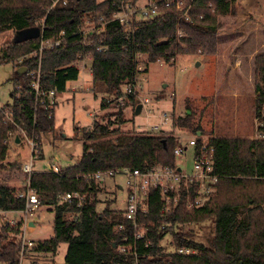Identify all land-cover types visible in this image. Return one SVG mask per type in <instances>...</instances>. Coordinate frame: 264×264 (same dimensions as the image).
<instances>
[{
    "label": "trees",
    "instance_id": "trees-1",
    "mask_svg": "<svg viewBox=\"0 0 264 264\" xmlns=\"http://www.w3.org/2000/svg\"><path fill=\"white\" fill-rule=\"evenodd\" d=\"M236 2L196 0L189 20L181 17L182 11L176 7H162L157 16L130 25L110 22L104 34L96 35L94 45L86 46L77 33L84 19L110 15L118 0H67V4L58 3L50 11L52 0H0V33L40 28L45 39L56 37L61 30L70 35L65 46L41 54L44 90L67 91L68 82L79 77L80 71L73 64L77 54L85 49L92 56V90L95 95L103 94L101 109L113 103L116 108L99 114L92 126L84 130L83 153L75 165L59 172L51 169L31 174L30 188L38 195L40 206H49L54 211L53 234L22 255L21 244L12 237L22 233L23 219L14 226L5 222L0 228V264H21L29 251L56 254L61 243L68 246L65 264H264V53L258 54L254 61L259 136H210L205 140L214 149V172L219 181L203 206L188 209L182 198L171 213L162 216L160 192L152 190L148 210L140 214V221L147 228L145 236L133 242L131 239L137 249L125 252L120 249L126 244L123 234L115 230L117 223L125 221L122 211L108 207L98 211L99 183L86 177L105 170L145 171L157 165L177 166L174 151L180 146L178 139L163 131L123 130L124 104H119L118 99L126 96L124 86L136 84L141 56L150 61L159 58L170 61L179 55L216 54L221 30L219 17L233 13ZM40 39V36L16 39L9 48L14 55L7 56L6 52L3 57L30 53ZM100 39L108 46L107 50L97 49ZM38 65L39 55H32L18 66H26L27 71L15 80V86H21L20 95L17 91L11 93L13 101L7 105L13 120L5 118L7 107L0 108V172L20 171L19 163L6 162L10 132L22 128L28 135L36 133L40 137L55 130L56 107L51 111L40 107L29 85L31 78L27 72ZM128 100L135 106L139 103L135 101V93L127 95ZM194 119L192 113L178 118L175 124L204 135V128L198 122L193 124ZM197 140L199 148L203 140L199 137ZM26 181L25 175L22 186L0 183V212L25 208L26 199L19 198L18 193L25 189ZM67 192L95 197L92 200L88 197L79 206L76 200L72 203L61 200ZM208 221L209 232L198 238L199 230L192 225ZM132 233L130 229L128 235ZM184 248L193 252L180 253L179 249Z\"/></svg>",
    "mask_w": 264,
    "mask_h": 264
},
{
    "label": "rangeland",
    "instance_id": "rangeland-1",
    "mask_svg": "<svg viewBox=\"0 0 264 264\" xmlns=\"http://www.w3.org/2000/svg\"><path fill=\"white\" fill-rule=\"evenodd\" d=\"M221 30L218 33V52L214 55H179L166 61H150L141 56L135 84V101L143 104L139 114L137 105L127 101L122 106L125 121L121 124L125 131L159 132L173 134L186 152L178 156V163L187 172L193 169L194 147L191 139L202 140L210 136H234L257 138L258 121L255 115V70L254 61L264 53V0H237L235 11L220 16ZM17 30L0 33V106L7 107L13 101L11 93L17 91L16 78L19 64L28 52L14 57H3L10 53L11 45L17 39ZM12 52V51H11ZM14 55V54H11ZM80 69L78 79L67 84V91L59 94L55 110V130L39 137V155L34 158V171H50L54 166L61 169L75 165L83 153L84 130L89 129L99 114L116 108L115 103L102 108L103 94L95 95L91 84V61ZM124 90L127 86L123 87ZM20 95V93H19ZM147 100V101H146ZM10 110V107L6 108ZM118 109V108H117ZM194 113L193 124L199 123L204 135L195 133L189 127L177 126L178 118ZM167 115L165 123L162 116ZM113 119L116 116L112 117ZM200 120V121H197ZM155 125L159 128L152 130ZM9 151L6 162L19 163L20 171L0 172V183L16 181L24 184L25 174L21 166L33 157L28 137L20 131L8 140ZM8 163V164H9ZM126 176L118 173L105 182L99 183L96 194L98 211L105 207L110 210H125L127 195L124 186ZM22 188V187H21ZM24 219L22 215L0 212V228L9 219ZM36 227L24 225L25 238L38 243L53 234L54 211L49 206H40L33 216ZM25 220V219H24ZM210 221L202 225H192L199 230L198 238L209 232ZM13 236L18 241L20 236ZM170 237L165 240L168 245ZM67 243H61L56 254L29 251L21 264H65Z\"/></svg>",
    "mask_w": 264,
    "mask_h": 264
},
{
    "label": "built area",
    "instance_id": "built-area-1",
    "mask_svg": "<svg viewBox=\"0 0 264 264\" xmlns=\"http://www.w3.org/2000/svg\"><path fill=\"white\" fill-rule=\"evenodd\" d=\"M58 3L67 4V0H52L51 6L48 8L50 11ZM196 0H118L116 8L110 13V15H101L96 19L88 17L84 19L80 29L77 31L81 35L83 44L86 46H93L95 43V37L98 34L106 32V26L110 22H118L123 25H130L140 20H147L157 16L160 13L162 7H176L182 11L181 17L186 20L191 19L190 10L195 6ZM44 22V21H43ZM179 36H182V31H179ZM41 39L35 50L28 53V56L39 55V65L37 68L31 69L27 72L31 78L30 87L32 88L36 103L51 111L57 107L59 100V92L57 89L44 90L41 84V54L48 49L59 48L65 46L68 43L70 35L66 30H61L58 35L51 39H45L43 37V30L40 35ZM108 46L104 44V41L100 39V43L97 46L99 51L107 50ZM27 56V57H28ZM165 60L159 58L156 61ZM86 61H91L90 71L92 74V56L84 49L77 54V61L73 64L80 69L87 66ZM138 70L143 71L144 67L138 65ZM135 84L128 85L125 89L126 95L135 92ZM19 89L21 86L18 87ZM147 101V100H146ZM119 104L125 103V96L121 95L118 99ZM0 108H2L0 106ZM5 118L7 120L12 119V113L10 110L4 111ZM165 123L168 119L167 115L162 116ZM36 120V117H35ZM159 128V125H155L152 130ZM23 135L28 137L31 144L33 157L29 162L22 164L21 169L27 176L25 183V189L18 193L19 198L26 199L25 208L20 211H3L2 213L7 215L8 213H19L23 216L24 225L30 226V216H33L36 210L40 207L38 195L30 188V176L34 172V158L39 153V135L33 133L32 136L20 128L18 129ZM15 132L9 133L10 140L14 136ZM189 146H193L194 160L193 169L191 172H187L182 166L177 164L176 167L172 166H153L152 168L142 171L140 169L123 168L121 170H105L98 171L86 175L90 180H94L98 183L105 182L107 178H111L118 173H123L126 176L125 185L122 189H125L127 195L126 209L122 210V215L125 218L124 222L117 223L115 230L123 234V240L126 244H122L120 249L122 251H134L137 249L135 243L138 239L145 236L147 230L146 225L141 223L140 214L146 212L149 207V197L152 190H159L162 198L161 214L166 216L172 212V210L178 205L183 198L188 209H194L203 206L215 191V187L219 181V177L214 172L213 157L214 149L209 148L205 140L202 141L198 147V140L191 139L188 143ZM186 146H178L175 149V155L178 157L186 152ZM55 172H59L60 168L54 166L52 168ZM89 200L94 199V194H89ZM86 194L80 192H67L62 195L61 200L72 203L74 200L78 202L79 206H82L88 198ZM22 219V218H21ZM20 220V219H18ZM17 219H9L7 222L11 225H15L18 222ZM24 227V226H23ZM133 230L132 235H128V231ZM19 242L21 244V254L24 255L25 251L35 246V242L25 238V234L22 230ZM132 239V242L130 240ZM128 242V244H127ZM148 243L146 244V246ZM180 253L193 252L191 249H179Z\"/></svg>",
    "mask_w": 264,
    "mask_h": 264
},
{
    "label": "water",
    "instance_id": "water-1",
    "mask_svg": "<svg viewBox=\"0 0 264 264\" xmlns=\"http://www.w3.org/2000/svg\"><path fill=\"white\" fill-rule=\"evenodd\" d=\"M41 35V30L40 28H31V29H26L18 32L17 39H29V38H34V37H39ZM27 71V67L23 66L18 68V73L20 75L23 74V72ZM143 108V104H138L136 108V113L139 114ZM202 132L200 131L199 134Z\"/></svg>",
    "mask_w": 264,
    "mask_h": 264
},
{
    "label": "crops",
    "instance_id": "crops-1",
    "mask_svg": "<svg viewBox=\"0 0 264 264\" xmlns=\"http://www.w3.org/2000/svg\"><path fill=\"white\" fill-rule=\"evenodd\" d=\"M58 106V105H57ZM57 108V107H56ZM13 182V185H15V186H19V184L18 183H16V181L14 180V181H12ZM120 188L122 189V186H120ZM14 214H16V213H14ZM19 214V213H18ZM20 219V218H19ZM31 222L33 223L32 225H31V227H36L35 225H36V222L34 221V220H32L31 219ZM52 236V235H51Z\"/></svg>",
    "mask_w": 264,
    "mask_h": 264
}]
</instances>
